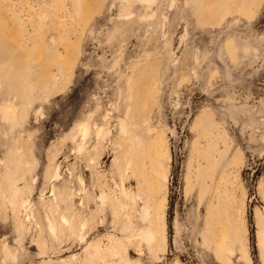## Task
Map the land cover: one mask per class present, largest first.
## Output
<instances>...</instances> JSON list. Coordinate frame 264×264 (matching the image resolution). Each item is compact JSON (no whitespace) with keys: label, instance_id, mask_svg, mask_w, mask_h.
<instances>
[{"label":"rangeland","instance_id":"rangeland-1","mask_svg":"<svg viewBox=\"0 0 264 264\" xmlns=\"http://www.w3.org/2000/svg\"><path fill=\"white\" fill-rule=\"evenodd\" d=\"M246 257L264 264V0H0V264Z\"/></svg>","mask_w":264,"mask_h":264},{"label":"bare ground","instance_id":"bare-ground-1","mask_svg":"<svg viewBox=\"0 0 264 264\" xmlns=\"http://www.w3.org/2000/svg\"><path fill=\"white\" fill-rule=\"evenodd\" d=\"M85 8V7H84ZM86 10V9H85ZM88 10V9H87ZM8 112V111H7ZM9 114V113H8ZM4 118H5V116H4ZM85 127V126H84ZM82 128V127H81ZM87 128V127H86ZM86 128H82L81 129V131H82V137H83V135L85 136L86 135V132H87V130H86ZM80 129V128H79ZM80 131V130H79ZM78 131V132H79ZM122 131H124V130H122ZM98 132H100V133H102L101 131H98ZM80 134V135H81ZM88 134V133H87ZM86 138V137H85ZM84 138V139H85ZM117 146H122L123 144H124V138H121V139H119V141L117 142V143H115ZM82 149V147H80L79 148V151ZM155 155L157 156V153H155ZM58 171H59V167H57V169H56V174H55V178L56 179H58V177H59V174H58ZM165 180H166V178H165ZM165 201V200H164ZM159 210V206H155L154 208H153V210L152 211H149L148 210V217L150 218V231L149 232H144L143 234H142V236H143V238L145 239V240H147V239H151L152 241H154L155 242V244H158L159 243V236H158V232H160V226H159V224H158V221H159V216H158V214L157 215H155V211H158ZM162 210V209H161ZM49 225V228H50V230L52 231V232H54L55 231V226H54V224L53 223H49L48 224ZM165 227H166V225H165ZM49 230V231H50ZM53 234H55V233H53ZM52 234V235H53ZM156 239H157V241H156ZM159 247H161V245L159 246ZM246 259H247V261H248V264H250V259H248L247 257H246Z\"/></svg>","mask_w":264,"mask_h":264}]
</instances>
